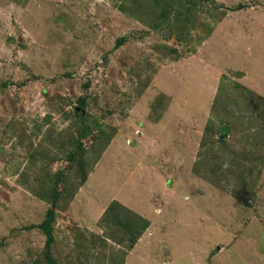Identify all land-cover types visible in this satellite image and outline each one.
Here are the masks:
<instances>
[{"label": "rangeland", "instance_id": "374dc122", "mask_svg": "<svg viewBox=\"0 0 264 264\" xmlns=\"http://www.w3.org/2000/svg\"><path fill=\"white\" fill-rule=\"evenodd\" d=\"M55 173V264H264V0H0V264Z\"/></svg>", "mask_w": 264, "mask_h": 264}, {"label": "trees", "instance_id": "16d2710c", "mask_svg": "<svg viewBox=\"0 0 264 264\" xmlns=\"http://www.w3.org/2000/svg\"><path fill=\"white\" fill-rule=\"evenodd\" d=\"M124 37H120L116 39L115 42V46H119L120 44L123 43L124 41ZM81 108L82 106L85 105L84 99L81 97L78 99L77 102ZM222 140V139H219ZM55 178L52 181V184L49 187V208L46 210L44 218L42 220V222L39 224V226L41 227V229L43 230L44 234L46 235V242H45V261L47 264H55L54 260L52 259L51 255L49 254V250L47 249V247L50 246V244L54 241L53 235H52V223L55 219V207H56V203L58 198L61 195V190L59 191V189H57V184L62 181L63 179V175L60 173H55L54 174ZM114 204V206L120 208V210L125 211V213H128L130 215V217H126V219L123 221V223L120 222V220L118 218H116L115 216H117L114 211L115 208L112 206V208H107L105 213L102 216V219H105L107 216L110 215H114L113 216V221L115 223H121V226L125 229V231L129 234V243L130 246L134 244L135 239L137 238L138 234H140V232L143 230V228H146L149 225V222L146 219H143L141 216L139 215H135L131 212V210L126 209L125 206H123L122 204H120L119 202H114L112 203V205ZM119 210V209H118ZM116 210V211H118ZM117 213V212H116ZM105 215V216H104Z\"/></svg>", "mask_w": 264, "mask_h": 264}]
</instances>
